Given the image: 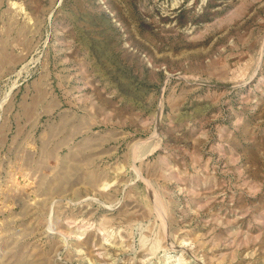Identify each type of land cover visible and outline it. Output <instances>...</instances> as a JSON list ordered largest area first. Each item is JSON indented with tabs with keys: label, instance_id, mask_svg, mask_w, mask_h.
<instances>
[{
	"label": "rangeland",
	"instance_id": "374dc122",
	"mask_svg": "<svg viewBox=\"0 0 264 264\" xmlns=\"http://www.w3.org/2000/svg\"><path fill=\"white\" fill-rule=\"evenodd\" d=\"M0 264H264V0H0Z\"/></svg>",
	"mask_w": 264,
	"mask_h": 264
}]
</instances>
